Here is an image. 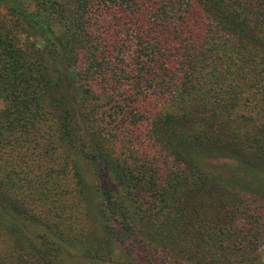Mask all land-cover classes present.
I'll return each mask as SVG.
<instances>
[{
  "label": "trees",
  "instance_id": "1",
  "mask_svg": "<svg viewBox=\"0 0 264 264\" xmlns=\"http://www.w3.org/2000/svg\"><path fill=\"white\" fill-rule=\"evenodd\" d=\"M263 245L264 0H0V264Z\"/></svg>",
  "mask_w": 264,
  "mask_h": 264
},
{
  "label": "rangeland",
  "instance_id": "2",
  "mask_svg": "<svg viewBox=\"0 0 264 264\" xmlns=\"http://www.w3.org/2000/svg\"><path fill=\"white\" fill-rule=\"evenodd\" d=\"M88 176L90 177V174H88ZM259 264H264V245L261 247V250H260Z\"/></svg>",
  "mask_w": 264,
  "mask_h": 264
}]
</instances>
